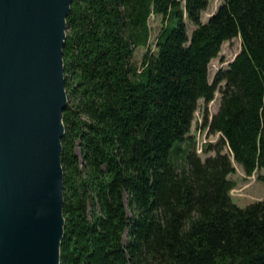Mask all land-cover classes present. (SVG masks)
<instances>
[{
  "label": "trees",
  "instance_id": "obj_1",
  "mask_svg": "<svg viewBox=\"0 0 264 264\" xmlns=\"http://www.w3.org/2000/svg\"><path fill=\"white\" fill-rule=\"evenodd\" d=\"M210 1H73L61 264H264V198L239 207L229 179L231 155L248 176L264 170V0H224L203 23ZM153 15L163 27L139 66ZM238 37L241 52L210 83L211 61ZM223 82L205 121L220 141L202 160L194 116Z\"/></svg>",
  "mask_w": 264,
  "mask_h": 264
},
{
  "label": "water",
  "instance_id": "obj_2",
  "mask_svg": "<svg viewBox=\"0 0 264 264\" xmlns=\"http://www.w3.org/2000/svg\"><path fill=\"white\" fill-rule=\"evenodd\" d=\"M74 0H0V264H61Z\"/></svg>",
  "mask_w": 264,
  "mask_h": 264
},
{
  "label": "rangeland",
  "instance_id": "obj_3",
  "mask_svg": "<svg viewBox=\"0 0 264 264\" xmlns=\"http://www.w3.org/2000/svg\"><path fill=\"white\" fill-rule=\"evenodd\" d=\"M183 5H185V0ZM224 0H211L206 11L202 13L201 20L203 23H207L209 18L218 10ZM185 22L188 27V35L191 37L193 31L196 27L190 23V21L185 17ZM150 26L152 29L150 49L149 48H139L136 50L134 56V61L141 66L147 53H154L156 50V39L158 34L161 32L163 23L162 19L158 16L153 15L150 19ZM242 50V40L240 37L234 38L232 40L226 41L222 44L221 52L218 57L213 59L209 65V80L213 83L218 72L220 70H227L229 65L233 62L236 56ZM225 86V82L221 83L215 93L214 99L206 103L205 100H200L198 104L197 112L194 116L193 126L190 136L194 137L196 143V151L198 153V143H203L204 148L202 153H198L202 160L207 159L210 156H214L215 152L211 151L206 153L205 147L207 145H216L220 141V134H211L208 130V126L205 121L206 118L209 120L218 112L220 107V102L222 94L220 89ZM185 146V144H183ZM79 153V150H78ZM225 154H230L228 147L224 149ZM233 164L235 166V172L229 176L232 180L234 187L230 192L232 201L239 207H247L252 203L260 201L264 198V170H259L251 176H248L241 165L236 163L231 155ZM127 203V197H126ZM126 240V238H125Z\"/></svg>",
  "mask_w": 264,
  "mask_h": 264
},
{
  "label": "built area",
  "instance_id": "obj_4",
  "mask_svg": "<svg viewBox=\"0 0 264 264\" xmlns=\"http://www.w3.org/2000/svg\"><path fill=\"white\" fill-rule=\"evenodd\" d=\"M208 130H209V128H208ZM203 148H204V144L199 142V143H198V148H197L198 153H202Z\"/></svg>",
  "mask_w": 264,
  "mask_h": 264
}]
</instances>
